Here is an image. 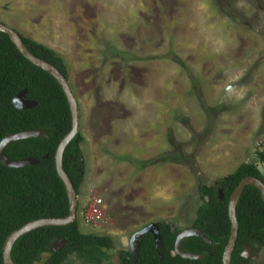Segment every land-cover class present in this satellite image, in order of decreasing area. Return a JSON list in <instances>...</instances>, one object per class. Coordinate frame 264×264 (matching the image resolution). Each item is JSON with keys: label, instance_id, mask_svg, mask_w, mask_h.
<instances>
[{"label": "rangeland", "instance_id": "rangeland-1", "mask_svg": "<svg viewBox=\"0 0 264 264\" xmlns=\"http://www.w3.org/2000/svg\"><path fill=\"white\" fill-rule=\"evenodd\" d=\"M0 21L65 60L84 137L79 229L111 237L108 264L149 222L191 226L198 184L264 137V0H0ZM94 195L102 228L81 219Z\"/></svg>", "mask_w": 264, "mask_h": 264}, {"label": "trees", "instance_id": "trees-1", "mask_svg": "<svg viewBox=\"0 0 264 264\" xmlns=\"http://www.w3.org/2000/svg\"><path fill=\"white\" fill-rule=\"evenodd\" d=\"M20 37L31 53L53 64L69 80L62 55L25 35L20 34ZM123 54L118 52V56ZM179 64L189 71L185 64ZM23 89L27 90L26 97L36 102L35 106L27 109L13 106V96ZM70 126L69 107L60 85L47 72L26 60L9 37L0 32V141L9 133L24 130L43 129L48 133L47 138L20 139L4 148L7 158L35 157L39 162L24 167H8L0 163V264H3V242L12 231L31 220L68 214L67 196L56 173L53 156ZM83 140L78 132L66 146L62 157L63 168L77 195L84 178V155L80 145ZM45 154H48L47 158H43ZM255 158L264 165V148L255 153ZM246 176H255L264 184V173H260L253 161L240 163L232 172L218 179L216 185L198 184L200 203L191 226L204 231L211 243L190 236L181 241V249L204 254L202 259H187L174 254V241L180 229L174 227L171 230L169 222L158 220L162 258L158 257L152 236L146 233L140 239L138 264H222V251L230 230L228 198ZM218 189L222 191V199L218 197ZM236 218L238 233L231 264H250V259L242 260L240 256L243 245L257 251L264 246V203L257 188L244 187L236 204ZM61 239L66 240L64 245L51 250L52 242ZM112 248L109 235L84 233L76 219L65 226L40 227L22 235L12 246L11 258L15 264H66L74 256L87 264H108L104 262L106 250ZM116 256L118 264H133L128 249L118 250Z\"/></svg>", "mask_w": 264, "mask_h": 264}, {"label": "water", "instance_id": "water-1", "mask_svg": "<svg viewBox=\"0 0 264 264\" xmlns=\"http://www.w3.org/2000/svg\"><path fill=\"white\" fill-rule=\"evenodd\" d=\"M0 32L6 34L15 48L19 51V53L33 65L41 68L49 75H51L56 82L60 85L69 107L70 118H71V126L70 130L61 138L54 152V164L56 173L61 180L65 193L68 200V214L64 217H46V218H38L35 220H31L23 224L20 228L12 231L4 240L2 246V263L3 264H15L11 258V249L15 241L21 237L22 235L46 226H65L73 223L77 219V206L78 199L76 190L71 182V179L65 172L62 164L63 152L69 142L75 137V135L79 132V114H78V104L77 100L71 90L70 84L67 78L51 63L48 61L35 56L33 53L29 51V49L23 43L20 34L14 28L4 24L0 21ZM27 90L23 89L15 94L12 98V104L15 108L18 109H27L36 105L34 100H29L26 97ZM31 137H39V138H47L48 133L43 129H32V130H24L17 133H9L0 141V163L8 167H24L28 165L37 164L39 161L35 157H26L21 159H10L7 158L4 154V148L6 145L20 139L31 138ZM264 148V137L257 139L254 142L252 147V151L255 153L256 151H262ZM48 154H45L43 158H47ZM254 163L257 166V169L260 173H264V165L263 163L254 157ZM181 159H179L180 161ZM174 161V160H173ZM248 159L246 163H250ZM211 185H216V182ZM250 185L258 189L260 192V197L262 202L264 203V184L263 182L255 177V176H246L243 177L231 192L228 202H227V215L230 222V230L227 242L223 248L221 261L222 264H231V256L234 250V246L237 239L238 233V222L236 218V204L243 192L245 186ZM218 197L219 199L223 198L222 191L218 189ZM165 221V220H163ZM171 230L174 229L172 224L170 223ZM146 233H149L153 238V243L155 246V250L158 254V257L162 258V245L161 238L158 231V226L156 222H149L134 231L128 240V251L131 257L133 264H138V248L140 245V239ZM195 236L199 237L202 241L210 244L211 239L206 236L205 232L200 230L199 228L188 226L182 228L178 234L176 235L174 241V249L173 253L179 255L182 258L187 259H202L204 254H195L190 252H185L181 249V241L184 238ZM66 242L65 239L54 240L52 242L51 250L54 248H59L63 246ZM252 254H256V251H252V249L245 245L243 246V251L240 253L242 258H247Z\"/></svg>", "mask_w": 264, "mask_h": 264}, {"label": "built area", "instance_id": "built-area-1", "mask_svg": "<svg viewBox=\"0 0 264 264\" xmlns=\"http://www.w3.org/2000/svg\"><path fill=\"white\" fill-rule=\"evenodd\" d=\"M81 219L85 224H89L97 228L107 226L109 224V220L103 200L97 195L92 196L81 213Z\"/></svg>", "mask_w": 264, "mask_h": 264}, {"label": "flooded vegetation", "instance_id": "flooded-vegetation-1", "mask_svg": "<svg viewBox=\"0 0 264 264\" xmlns=\"http://www.w3.org/2000/svg\"><path fill=\"white\" fill-rule=\"evenodd\" d=\"M257 152H259V151H256L255 153H257ZM255 153H253V156L251 157V159H249V161H254V160H255V159H254V157H255ZM242 162H245V163H246V160H244V161H242ZM242 162H241V163H242ZM238 165H239V164H238ZM238 165H237V166H238ZM237 166H236V167H237ZM233 170H234V169H233ZM231 172H232V171H231ZM229 173H230V172H229ZM227 174H228V173H227ZM227 174H225V175H227ZM225 175H224V176H225ZM222 177H223V176H222ZM222 177H220V178H222ZM220 178H219V179H220ZM216 182H217V181H216ZM245 245H246V244H244L243 246H245ZM247 246H249V245H247ZM249 247L252 249V251H256V254H252L251 256H249V257H247V258H242V260H243V259H244V260H245V259H250V262H251V258L255 257L259 251L253 249L251 246H249ZM260 250H261V249H260ZM242 251H243V247H242ZM242 251H241V252H242Z\"/></svg>", "mask_w": 264, "mask_h": 264}, {"label": "crops", "instance_id": "crops-1", "mask_svg": "<svg viewBox=\"0 0 264 264\" xmlns=\"http://www.w3.org/2000/svg\"><path fill=\"white\" fill-rule=\"evenodd\" d=\"M84 141V140H83ZM82 141V142H83ZM81 148H82V151H83V155H84V147H83V145H82V143H81ZM164 219H162V221H163Z\"/></svg>", "mask_w": 264, "mask_h": 264}]
</instances>
